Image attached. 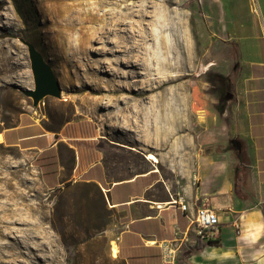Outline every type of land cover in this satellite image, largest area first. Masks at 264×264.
<instances>
[{
  "label": "rangeland",
  "instance_id": "obj_1",
  "mask_svg": "<svg viewBox=\"0 0 264 264\" xmlns=\"http://www.w3.org/2000/svg\"><path fill=\"white\" fill-rule=\"evenodd\" d=\"M33 1L0 0V264H125L110 252L119 213L97 203L95 187L78 182L46 189L29 152L3 143L1 132L20 111L30 110L53 129L67 120H92L115 144L137 145L147 124L159 121L189 150H203L205 161L231 150L227 118L234 60L215 20L219 0H167L170 15L182 13L187 36L176 47L182 69L172 71L185 75L165 84L150 80L158 76L147 70L155 67L151 41L141 45L131 69L125 32L119 33L123 38L115 30L106 34L99 20L80 27L76 12L56 18L44 6L38 14ZM153 18L149 13L144 20ZM118 27L124 26L112 23L107 29ZM29 44L50 65L60 96L34 100ZM180 82L183 99L179 90L168 89ZM172 94L176 104L169 111L165 104Z\"/></svg>",
  "mask_w": 264,
  "mask_h": 264
},
{
  "label": "crops",
  "instance_id": "obj_2",
  "mask_svg": "<svg viewBox=\"0 0 264 264\" xmlns=\"http://www.w3.org/2000/svg\"><path fill=\"white\" fill-rule=\"evenodd\" d=\"M215 7L234 60L231 150L205 161L203 150H189L162 122L147 124L137 145L115 144L92 120L53 129L30 110L1 132L3 143L29 152L46 189L78 182L101 188L119 213L114 241L125 264H163L164 240L178 247L177 264H264V0ZM199 206L217 211L219 243L195 249Z\"/></svg>",
  "mask_w": 264,
  "mask_h": 264
},
{
  "label": "bare ground",
  "instance_id": "obj_3",
  "mask_svg": "<svg viewBox=\"0 0 264 264\" xmlns=\"http://www.w3.org/2000/svg\"><path fill=\"white\" fill-rule=\"evenodd\" d=\"M33 2L38 14L45 13L44 6L49 9L50 14L48 16L53 15L56 18L63 16L65 13L70 15L76 12L78 16L75 17L80 27L88 28L90 26H86L84 24L85 21L94 22L95 20H99L101 22L100 28L106 29V34H109L113 30H115L114 34L117 35L120 32H125L127 41L129 42L125 51L129 55L131 69L136 68L137 56L140 53L139 49L143 48L141 45L148 44V41H151L152 54L154 56H151V62L155 67L148 66L147 70L157 71L158 76L150 78V80L153 79V82L157 84H165L178 80L185 75L181 72L172 71L182 69L183 63L179 54L180 50H177L176 47L177 42L182 41L183 37L187 36L186 26L182 13L176 11L175 15H170L167 8V0H141L140 3L132 0H37ZM109 4H112V6L107 7ZM100 11L102 12L100 13ZM149 13L154 18L151 21L144 20ZM139 16L141 19H139ZM106 18L109 21L105 20ZM112 23L114 25H123L124 27L108 30V26L112 25ZM147 24L150 26L149 32L146 31ZM181 25L184 26L183 29L180 27ZM3 33L4 31L0 32V34ZM100 35L104 36V33L101 32ZM119 37L123 38L120 35ZM168 89L171 93L174 89L179 90V92H176H178L181 99L184 98L183 83L177 87L170 86ZM175 100L176 97L172 94L171 100L165 104L166 110L170 103L176 104ZM165 115L167 120H169L170 116L168 112ZM159 118L161 117H159L158 113L155 115V120L158 121ZM148 157L152 159L156 158L152 153H149ZM110 252L113 256H117V245L114 241L110 244Z\"/></svg>",
  "mask_w": 264,
  "mask_h": 264
},
{
  "label": "built area",
  "instance_id": "obj_4",
  "mask_svg": "<svg viewBox=\"0 0 264 264\" xmlns=\"http://www.w3.org/2000/svg\"><path fill=\"white\" fill-rule=\"evenodd\" d=\"M182 210L187 209L186 202H179ZM192 223L195 229L196 239L200 242H208L217 237L219 218L214 208L199 206L195 209ZM163 264H177L178 247L171 240H164L160 245Z\"/></svg>",
  "mask_w": 264,
  "mask_h": 264
},
{
  "label": "water",
  "instance_id": "obj_5",
  "mask_svg": "<svg viewBox=\"0 0 264 264\" xmlns=\"http://www.w3.org/2000/svg\"><path fill=\"white\" fill-rule=\"evenodd\" d=\"M29 55L35 80V90L30 92L34 100L37 101L47 94L60 96L61 87L50 65L31 44H29Z\"/></svg>",
  "mask_w": 264,
  "mask_h": 264
},
{
  "label": "trees",
  "instance_id": "obj_6",
  "mask_svg": "<svg viewBox=\"0 0 264 264\" xmlns=\"http://www.w3.org/2000/svg\"><path fill=\"white\" fill-rule=\"evenodd\" d=\"M88 184H91L95 187L96 195H97V203H99L100 206L106 205L104 194H103L101 188L97 184H94V183H88ZM218 243H219L218 240H210V241L204 243V242H200L198 239H196L195 244H194V248L199 249V248H201L207 244L208 245H213V244L217 245Z\"/></svg>",
  "mask_w": 264,
  "mask_h": 264
}]
</instances>
